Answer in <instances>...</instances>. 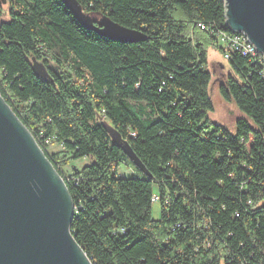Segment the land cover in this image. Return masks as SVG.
<instances>
[{
    "label": "trees",
    "instance_id": "1",
    "mask_svg": "<svg viewBox=\"0 0 264 264\" xmlns=\"http://www.w3.org/2000/svg\"><path fill=\"white\" fill-rule=\"evenodd\" d=\"M77 1L94 19L107 16L145 38L101 36L61 0H8L10 19H0L2 97L58 170L92 158L65 177L75 240L93 264H264L258 59L231 51L237 75L219 85L247 116L236 119V132L207 118V50H222L224 0ZM51 142L62 149L48 153ZM121 165L134 175H120Z\"/></svg>",
    "mask_w": 264,
    "mask_h": 264
},
{
    "label": "water",
    "instance_id": "2",
    "mask_svg": "<svg viewBox=\"0 0 264 264\" xmlns=\"http://www.w3.org/2000/svg\"><path fill=\"white\" fill-rule=\"evenodd\" d=\"M79 23L117 42L142 32L107 16L94 19L77 0H61ZM226 28L244 32L264 53V0H224ZM0 93V264H93L71 232L75 212L66 182L45 150ZM115 143L140 165L131 147L107 125Z\"/></svg>",
    "mask_w": 264,
    "mask_h": 264
},
{
    "label": "rangeland",
    "instance_id": "3",
    "mask_svg": "<svg viewBox=\"0 0 264 264\" xmlns=\"http://www.w3.org/2000/svg\"><path fill=\"white\" fill-rule=\"evenodd\" d=\"M9 2L8 0H0V19L8 20ZM100 18V17H99ZM59 53V50H56ZM207 53L206 68L211 72V80L208 86V93L213 101V109L207 112V118L213 123H218L228 128L232 133L236 132V119L238 117H247L246 114L239 109L233 100L224 99L219 92V85L226 83L228 76H236L235 70L232 68L230 61L223 54V51L217 47L209 46ZM57 64V63H53ZM12 110V109H11ZM57 142H51L47 145V152L52 153L62 149ZM52 162V161H51ZM92 162V158L85 156L76 160L70 161L68 164L61 165V170L53 164L57 175L65 181V176H71L76 168H81L85 164ZM120 175L132 176L134 172L124 165L119 167ZM152 216L154 219L160 216V203L155 202L152 206Z\"/></svg>",
    "mask_w": 264,
    "mask_h": 264
},
{
    "label": "built area",
    "instance_id": "4",
    "mask_svg": "<svg viewBox=\"0 0 264 264\" xmlns=\"http://www.w3.org/2000/svg\"><path fill=\"white\" fill-rule=\"evenodd\" d=\"M199 25L201 28H205L204 24L199 23ZM218 43L221 45L223 54L226 58L231 56V51L237 50L243 55H252L264 66V53L255 48L244 32L230 31L226 28V23L224 31L218 34ZM152 200L156 202L158 197L154 195Z\"/></svg>",
    "mask_w": 264,
    "mask_h": 264
},
{
    "label": "bare ground",
    "instance_id": "5",
    "mask_svg": "<svg viewBox=\"0 0 264 264\" xmlns=\"http://www.w3.org/2000/svg\"><path fill=\"white\" fill-rule=\"evenodd\" d=\"M229 59V58H228Z\"/></svg>",
    "mask_w": 264,
    "mask_h": 264
},
{
    "label": "flooded vegetation",
    "instance_id": "6",
    "mask_svg": "<svg viewBox=\"0 0 264 264\" xmlns=\"http://www.w3.org/2000/svg\"><path fill=\"white\" fill-rule=\"evenodd\" d=\"M66 177V176H65Z\"/></svg>",
    "mask_w": 264,
    "mask_h": 264
}]
</instances>
